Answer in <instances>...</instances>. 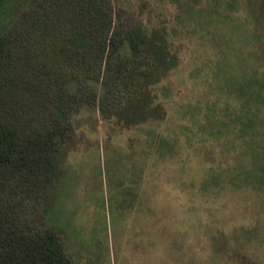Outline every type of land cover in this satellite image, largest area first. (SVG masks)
<instances>
[{
    "label": "rangeland",
    "instance_id": "rangeland-1",
    "mask_svg": "<svg viewBox=\"0 0 264 264\" xmlns=\"http://www.w3.org/2000/svg\"><path fill=\"white\" fill-rule=\"evenodd\" d=\"M115 2L177 58L163 117L75 113L47 221L76 264H264V0Z\"/></svg>",
    "mask_w": 264,
    "mask_h": 264
},
{
    "label": "trees",
    "instance_id": "trees-1",
    "mask_svg": "<svg viewBox=\"0 0 264 264\" xmlns=\"http://www.w3.org/2000/svg\"><path fill=\"white\" fill-rule=\"evenodd\" d=\"M7 1L0 0V264H76L47 221L60 160L75 140L72 116L96 107L125 126L161 119L151 86L177 58L161 32L126 18L115 0H27L3 26Z\"/></svg>",
    "mask_w": 264,
    "mask_h": 264
}]
</instances>
